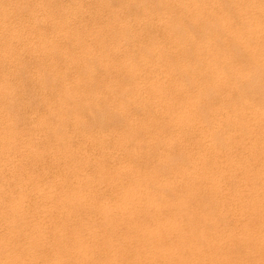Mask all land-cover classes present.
<instances>
[{"label": "bare ground", "instance_id": "6f19581e", "mask_svg": "<svg viewBox=\"0 0 264 264\" xmlns=\"http://www.w3.org/2000/svg\"><path fill=\"white\" fill-rule=\"evenodd\" d=\"M40 2L0 0V264H264V0H121L144 48L115 4L109 42L112 9Z\"/></svg>", "mask_w": 264, "mask_h": 264}, {"label": "rangeland", "instance_id": "374dc122", "mask_svg": "<svg viewBox=\"0 0 264 264\" xmlns=\"http://www.w3.org/2000/svg\"><path fill=\"white\" fill-rule=\"evenodd\" d=\"M34 1H35V3H33ZM36 1H37V0H33V1L28 0V3H29L28 6H31V7H28L30 10H28V9L26 10L27 15L30 14L29 16H31L33 13H34V14H35V13H38V14H36V15H38V16H42V11H41V9H39L41 6H38V8H37V5H40L41 2H40V0H38L37 3L39 2L40 4H39V3L36 4ZM55 1H56V3H55ZM57 1H58V4H60L59 2H61V4H62V3L64 4V2H65V4L63 5L65 9L62 8L63 6H62L61 4H60V5H57ZM66 1H67V4H66ZM70 1H71V2H70ZM70 1H69V2H70V3H69L68 0H54L53 5L56 4L55 6H57V7H56L57 9H59V7H60V10H61L60 12H61V14H62L63 12H66L65 10H67V9L69 10V12H67V14H69V15L71 16V17L69 16V19H70L69 22H70V24H71L72 29H75V28H76L75 31H80V30H81L82 33H85L86 31H88L89 26H91L92 22L94 21L93 18H96V19L99 21L100 16L105 15V17H106V19H107V18H108L107 16H109V14H110V15L114 14V15H115V16L113 15L114 17H113V16H112V17L109 16L108 19L112 18V19H110V22H109V20L107 19L108 22L105 20L106 22H105L104 24H100V23H99V24H100L101 26L104 25V26H103L104 28H105V25H106V26H109V28L106 27L107 30H109V29H113L112 27L110 28V26H111L112 23H113V24H114L113 27L116 28V29L118 28V30L115 29L116 33H117V31L121 32L122 30H120L119 25H117V24H115V23H116V21H118V18H119V19H122V18H121V16H122L121 14H123V13L125 14L126 12L130 11V12H131L130 15H132V16L128 15V14H129V12H128V13L125 14L126 17L123 15V16H124V17H123V20H124V22H125L126 24H129V23H130L131 32H132L133 35H131V32L128 33L129 31L126 33V31H125V30H127L126 27H125V30H123V31H124L123 34H128V36H129V34H130V38H131V36H133L134 38L137 37L135 42L138 41V43H139V42H144V38H143V37H146L145 39L148 40V42H144L143 44H140V46L144 45V46H142L143 48L146 46L145 44H148V45H149V43H150V41H151V39H152V38L147 37L148 35H150L149 32H153V33H151V34H152V37H157L158 34H160V35L158 36V37H160V39L163 37V33H164V25L162 26L163 23H161V22L159 21L160 18L157 16V14H155V17H156V18H155L154 16H152L154 13L151 11V9L148 10V11H144V12H147V14L149 13V14L147 15L146 13L143 12L142 7H141V10H140V6H139V5H133V6H131V8H130L129 10H128L127 8H124V9L126 10V12H125V10L123 11V8L121 7V5H122L121 0H120V1H118V0H116V1H114V0H107V1H106V4H105L106 7H105V6L103 5V3H102V5H101V6H102V9H101V6L99 5V3H101V1H99V0H96V1L94 0L93 3H92L93 0H92V1H91V0H85L84 2L81 0V1L84 3V4H83V8L86 7L85 9H89L90 5H91L90 10L93 9L94 6H97V5H95L96 3L99 5V6H98V9L94 8V9L91 10V11L88 10L89 13L86 12L87 15H88V17H91L92 14L94 15V16H92V17L89 18V19H88V17H87V19L90 20V22H89L88 20L83 19V15L85 16V13L82 14L80 11H78V13H76V11H74L75 9H74V6H73V1H72V0H70ZM97 1H99V3H98ZM108 1H109V2H108ZM135 1H136V0H135ZM31 2H32L33 4H31ZM28 3H27V4H28ZM94 3H95V4H94ZM108 3H109V4L113 3V4H112V5H109ZM132 3H133V2H132ZM30 4H31V5H30ZM35 4H36V6H35L34 8H36L37 10L34 9L33 6H32V5H35ZM69 4H72V5H69ZM92 4H94V5H92ZM114 4H115V6H114ZM117 4H118V5H117ZM86 5H89L88 8H87ZM131 5H132V4H131ZM70 6H72L74 10L72 9V7H71V10H70V8H69ZM107 6H108V8H110V9H108ZM112 6H114L113 8H115V9L118 7L117 10H118L119 8H122V9H121L122 11H121L120 9H119V11H117V10H115V9L113 10ZM32 8H33V13H32ZM53 8H55V7H53ZM56 8H55V10H56ZM66 8H67V9H66ZM38 9H39V11H41V12H40L41 14L39 13ZM111 9H112V10H111ZM34 10H36L37 12H35ZM94 10H95V11H94ZM99 10H100V11H99ZM105 10H106V12H105ZM110 10L113 11L114 13H112ZM127 10H128V11H127ZM133 10H134V11L137 10V11H135V13H136L135 15L133 14V13H134ZM139 10H140V11H139ZM28 11H31L32 14H31V13H28ZM56 11H57V10H56ZM70 11H74V12H72V13L70 14ZM96 11H97V12H96ZM116 11H117V12H120V11H121V12H123V13L117 15V13H115ZM93 12H94L95 14H94ZM101 12H102V13H106L107 15H106V14H102ZM108 12H110V13L108 14ZM73 13H74V14H73ZM75 13H76L77 18L74 17V16H75ZM91 13H92V14H91ZM97 13H98V14H97ZM99 13H101V14H99ZM111 13H112V14H111ZM140 13H142V14H140ZM39 14H40V15H39ZM72 14H73V15H72ZM78 14H79V16H78ZM89 14H91V15H89ZM96 14H97V15H96ZM87 15H86V16H87ZM99 15H100V16H99ZM139 15H141V17H140ZM144 15H146V17H145ZM174 15H176V13H175ZM174 15H173V16H174ZM118 16H120V17H118ZM133 16H134V17H133ZM142 16H143V19H144V17H145L144 20L142 19ZM147 16H149L150 18L147 17ZM176 16H178V15H176ZM73 17H74L75 19H78V20L76 21ZM80 17H81V18H80ZM105 17H104V18H105ZM138 17H140V20H141L142 22H141L140 20H139V22H138V19H139ZM153 17H154V19H153ZM174 17H175V16H174ZM84 18H85V17H84ZM113 18H114V19H113ZM128 18H130V20H129ZM135 18H136L137 22H136ZM137 18H138V19H137ZM146 18L149 19L151 22H149V20L147 21ZM175 18H176V17H175ZM71 19H72V20H71ZM79 19H82V20H84V21H81V20H79ZM92 19H93V21H92ZM125 19H126V20H125ZM85 20H86L89 24H88V23L86 24V21H85ZM128 20H129V21H128ZM152 20H157V22L159 21L161 24L158 22V25L160 24L159 26H160V27L162 26V28H160L159 26H156L157 23H154ZM127 21H128V22H127ZM131 21H132V22H131ZM143 21H144L145 23L148 22L149 25H148V24H145ZM111 22H112V23H111ZM155 22H156V21H155ZM83 23H84L85 25H84ZM93 23H94V22H93ZM107 23H108V24H107ZM110 23H111V24H110ZM134 23H135V24H134ZM137 23H140V26L142 25V26H143L142 28H143V29L145 28V29L143 30V29L140 28V27L137 28V27H136V26H137ZM151 23H152V24L154 23V26L152 25V26H153V29H152V30H151V28H152ZM119 24H120V23H119ZM132 24H134V25H136V26H134V25H132ZM155 24H156V25H155ZM81 25H82L83 27H80ZM115 25H116V27H115ZM73 26H74V27H73ZM138 26H139V24H138ZM147 26H148V28H147ZM155 26H156L158 29H156ZM77 27H79L80 29H79V28L77 29ZM103 27H101V28H103ZM150 27H151V28H150ZM81 28H82L83 30H82ZM104 28H103V30L105 31ZM122 28H123V27H122ZM149 28H150V29H149ZM154 28H155L156 30H155ZM107 30H106V32H107ZM147 30H148V33H149V34L147 33ZM158 30H160V32H159ZM81 31H80V32H81ZM110 31H111V30H110ZM115 31H114V29H113L112 32H109V31H108L107 35H109V34H111V33H113V32L115 33ZM123 31H122V32H123ZM133 31H134V32H133ZM135 31H136V32H135ZM142 31H143V33L145 32V33H144L145 36H144V35H141V34H142ZM157 31H158V32H157ZM122 32H121V33H122ZM137 32H140L141 34L139 33V34H137V36H136L135 33H137ZM156 33H158V34H156ZM134 34H135V35H134ZM146 34H147V35H146ZM153 35H154V36H153ZM155 35H156V36H155ZM110 36H111V35H109V37L106 36V39H107V41H109V42H113V41H110V40H112V37H110ZM135 36H136V37H135ZM139 36H143V37H142V38H143V41H140V40H141V37H139ZM150 37H151V35H150ZM70 38H71V37H70ZM121 38L124 40V36H121L120 38H118L119 43H120V40H121L122 44L125 43V41H123ZM138 38H140V39H138ZM71 39H72V38H71ZM108 39H109V40H108ZM137 39H138V40H137ZM65 40L69 42L70 39L68 38V40H67V39L61 40V42H60V47H61L62 49H60V51L62 52V53H61L62 55L59 53V57H57V58L55 59L56 61L58 60L57 63H58V62H59V63H58V64L55 63V65H56V64L59 65V66H57V67L59 68V67H60V64H61V61H63V63H64L65 60H67V59L69 60V59H70V56H71V58L73 59L74 57H72V54H73L74 51H75L74 49H76V52L78 53V55H77L76 53L73 54L74 56H75V54L77 55V56H75L76 59L74 58L73 61H72V62H74V63L71 62L72 64H70V62L66 61L67 63L65 62L63 65L61 64V65L63 66V68L60 67L61 70L63 69V70L68 71V72L70 71L69 74H67L68 72H66V74H65V71H61L60 68H59V70H57V71H58V76H59V75L61 76V74H62V76H61V77L59 76V77L61 78L60 81H57V80L60 79V78H59V79H57V80L54 79V82H55V80H56V82H55V83L57 84L56 86L59 87V88H56V89H58V90H60V91H63L64 89H62L63 84H58L59 82H60V83H63L65 79H66L65 82L70 81L71 79L73 80L72 76H73L74 74L77 75V74H79V72H81V70H80L79 68H78L77 71L75 70V69H77L78 66L75 65L76 68L72 66V65L75 64V63L77 64V62L74 61V60H77V58L79 57V52H78V50H77V46H76V47L74 46V48H72L73 46H72V47L70 46V47H71V49H70V47L68 46V43H66ZM113 40H115V39L113 38ZM134 40H135V39H134ZM134 40H132V41H134ZM146 40H145V41H146ZM161 40H162V39H161ZM64 41H65V43H64ZM90 41H91V40H90ZM116 41H117V40H116ZM118 41H117V42H118ZM162 41H163V40H162ZM91 42H92L91 45H93V44L95 43L94 41H91ZM93 42H94V43H93ZM135 42H134V45H135ZM164 42H165V41H164ZM126 43H127V42H126ZM126 43H125V44H126ZM167 43H169V44L167 45ZM167 43H166V45H165L166 47L171 46V43H170V42H167ZM61 44H62V45H61ZM64 44H66V45H64ZM69 44L73 45L74 43H73V42H72V43L69 42ZM122 44H120V45H122ZM128 44H129V43H127V45H125V46L123 45L122 47H124V48L121 49V50H123V52H124L125 48H127V49H126V52H124L125 54H124L121 50H119L120 52L123 53V55L120 54V52H118V51H117V53H115V54H114L115 51L112 52V53L109 52V53H111L110 55L114 54V57L111 56L112 61H115V60H116V62H119V61H121V60L124 59V57H122V56H125L126 53L128 52L127 50H129L128 48H129V46H130V44H129V46H128ZM136 44H137V43H136ZM74 45H75V44H74ZM148 45H147V46H148ZM65 46H68V47L65 48ZM135 46H137V48H139V44H138V45H135ZM122 47H121V48H122ZM133 47H134V46H133ZM142 47H141V48H142ZM64 48H65V49H64ZM137 48H136V50L139 51L140 48H139V49H137ZM63 49H64V50H63ZM72 49H73V52H71ZM65 50H66L67 52L70 51V52H69L70 54H69L68 56H67V52H66ZM134 50H135V49H134ZM64 52H66V53H64ZM135 52H136V51H135ZM118 53H119L121 56L118 55ZM63 54H64V56H65L67 59H65V57H64V59L62 58V57H63ZM116 54H117V56H116ZM137 55H138V52H137ZM61 56H62V57H61ZM115 56H116V57H115ZM2 57H3V56L0 55V58H1V59H3ZM118 57H119V58L121 57L122 59L119 60ZM111 58H110V59H111ZM113 58H114V60H113ZM115 58H116V59H115ZM59 59H60V60L62 59V60L60 61ZM30 61L32 62L33 60H30ZM30 61H29V63H30ZM56 61H55V62H56ZM52 62H54V61H50L48 64H50V63L52 64ZM32 63H33V62H32ZM65 64H66V65H65ZM67 64H68V65H67ZM69 64H70V67H69ZM52 65H53V64H52ZM66 67H67L68 69H67ZM6 68H7V67H5V68H3V69L6 70ZM31 68H32V65H31ZM54 68H55V67H53V69H54ZM69 68H70V69H69ZM71 68H73V69H71ZM29 69H30V67H29ZM30 70H32V69H30ZM49 70H50V69H49ZM51 70H52V68H51ZM51 70H50V71H51ZM54 70H56V69H54ZM71 70H72V71H71ZM73 70H75L74 72H77V73H73ZM57 71H56V72H57ZM59 71L61 72V74H59ZM113 71H114L113 69H112V70H108L109 73H106V77L110 78V77L112 76V78H114V77L117 78L118 73L115 72V71H114L115 73H113ZM111 72H112V73H111ZM30 73H31V72H30ZM30 73H27V74H28V75H31ZM71 73H72V74H71ZM110 73H111V76H110ZM113 74H114V77H113ZM116 74H117V75H116ZM71 75H72V76H71ZM26 76H27V75H25V77H26ZM56 76H57V75H56ZM66 76H67V77H66ZM109 76H110V77H109ZM56 78H58V77H56ZM70 78H71V79H70ZM108 78H106V81L109 80ZM141 78L143 79V76H141ZM26 79H28V76H27ZM26 79H24V80H26ZM62 79H64V80L62 81ZM72 80H71V81H72ZM139 80L141 81L140 78H139ZM61 81H62V82H61ZM30 82H31V81H30ZM119 83L121 84V81H120ZM119 83H118V85H119ZM64 87H65V84H64ZM64 87H63V88H64ZM116 87H118V86H116ZM60 88H61V89H60ZM145 88H146V87H145ZM116 90H117L118 92H122V91H119V90H121V89H117V88L114 90V95H115V97H116V96L119 97V95H121L122 93H121V94H115V93H117ZM35 94H36V93L34 92V94H33L32 97H34ZM144 94H145V93H144ZM144 94H143V98L146 99V97H147V93H146V95H145L146 97L144 96ZM36 95H37V94H36ZM36 97H37V99L39 98L38 95H37ZM36 97L31 98L32 101H33V103H36V102H34V101H37V103L40 102V100H39V101H38V100H35ZM31 99H28V100H31ZM32 101H31V102H32ZM28 102L31 103L30 101H28ZM37 105H38V104H37ZM38 106H41V103H40ZM42 107H43V106H42ZM42 107H39L40 110H41ZM133 108H134V107H131V110H129V111H130L129 113H132L133 111H136V110H137V109L132 110ZM42 109H43V108H42ZM22 111H24V110H23V109H21V110H17V111L14 112V114H15L16 116H18V117H20V116L22 115V114L20 115V113H24V114L27 113V114H28V115H27L28 117H29V116H32V113H31V115H30V112H29V111H24V112H22ZM139 111H141V112H140L141 114L143 113L142 110H139ZM133 113H134V112H133ZM133 113H132V114H133ZM135 113H136V112H135ZM225 114H226V112H225ZM22 116H23V115H22ZM24 116H25V115H24ZM27 116H25V117H27ZM112 116H113V114L111 113L110 118H106L107 120H106L105 125H103L104 123L102 124V122H99V123H98V126H100V127H104V126L107 127V126H112V125H113V126H116V127H117L118 125H120V124L122 125V124H123V123H122L123 121H121V120L117 121L118 123H116V121H114L115 119H112ZM108 117H109V116H108ZM108 119H109V122H110V123L108 122ZM110 119H111L112 121H111ZM122 120H124V119H122ZM113 121H114L115 123H114ZM72 122H73V120L69 122V126H70V123L72 124ZM107 122H108V123H107ZM124 123H125V120H124ZM96 124H97V123H96ZM73 125H74V124H72L71 127H70L69 129H72V128H73ZM154 125H157V126H155L156 129H159V127H160V128L163 127V123H162V126H161V123H159V124H158V123H155ZM154 125H153V126H154ZM158 126H159V127H158ZM118 127H119V126H118ZM170 132H171V131H168V132L165 131L164 134H165V135H166V134H170ZM74 138H76V137H74ZM133 146L135 147V146H137V145L132 144V147H131V146H130V147L133 148ZM141 154H142V152H141ZM224 182H226V181L224 180ZM121 232H122V234H120V236L122 237L124 231L122 230Z\"/></svg>", "mask_w": 264, "mask_h": 264}]
</instances>
